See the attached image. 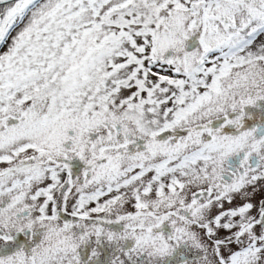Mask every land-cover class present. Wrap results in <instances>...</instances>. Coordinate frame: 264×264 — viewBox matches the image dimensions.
<instances>
[{"label":"snow or ice","instance_id":"obj_1","mask_svg":"<svg viewBox=\"0 0 264 264\" xmlns=\"http://www.w3.org/2000/svg\"><path fill=\"white\" fill-rule=\"evenodd\" d=\"M262 38L264 0H0V264H264Z\"/></svg>","mask_w":264,"mask_h":264},{"label":"rangeland","instance_id":"obj_2","mask_svg":"<svg viewBox=\"0 0 264 264\" xmlns=\"http://www.w3.org/2000/svg\"><path fill=\"white\" fill-rule=\"evenodd\" d=\"M262 39H264V38H262ZM257 197H259V195Z\"/></svg>","mask_w":264,"mask_h":264},{"label":"flooded vegetation","instance_id":"obj_3","mask_svg":"<svg viewBox=\"0 0 264 264\" xmlns=\"http://www.w3.org/2000/svg\"><path fill=\"white\" fill-rule=\"evenodd\" d=\"M257 199H259V197H257Z\"/></svg>","mask_w":264,"mask_h":264}]
</instances>
